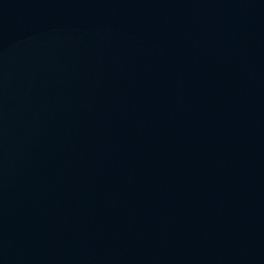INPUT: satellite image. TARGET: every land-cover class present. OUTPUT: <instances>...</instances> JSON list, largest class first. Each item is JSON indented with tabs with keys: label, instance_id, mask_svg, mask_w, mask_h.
<instances>
[{
	"label": "water",
	"instance_id": "1",
	"mask_svg": "<svg viewBox=\"0 0 264 264\" xmlns=\"http://www.w3.org/2000/svg\"><path fill=\"white\" fill-rule=\"evenodd\" d=\"M0 264H264V0H0Z\"/></svg>",
	"mask_w": 264,
	"mask_h": 264
}]
</instances>
